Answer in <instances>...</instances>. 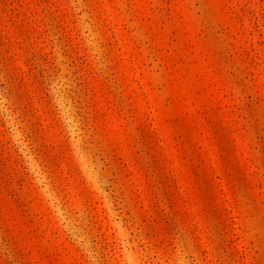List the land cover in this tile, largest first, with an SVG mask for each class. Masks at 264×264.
Returning <instances> with one entry per match:
<instances>
[{
    "label": "rangeland",
    "instance_id": "1",
    "mask_svg": "<svg viewBox=\"0 0 264 264\" xmlns=\"http://www.w3.org/2000/svg\"><path fill=\"white\" fill-rule=\"evenodd\" d=\"M0 264H264V0H0Z\"/></svg>",
    "mask_w": 264,
    "mask_h": 264
}]
</instances>
